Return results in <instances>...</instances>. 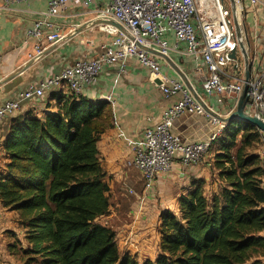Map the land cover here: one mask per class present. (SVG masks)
<instances>
[{
    "label": "trees",
    "instance_id": "1",
    "mask_svg": "<svg viewBox=\"0 0 264 264\" xmlns=\"http://www.w3.org/2000/svg\"><path fill=\"white\" fill-rule=\"evenodd\" d=\"M44 99L42 116L28 110L9 119L2 142L0 203L18 214L26 247L16 240L8 248L15 254L20 244L23 264H264L262 169L246 153L260 134L254 125H227L209 151L219 190L208 197L204 181L192 179L178 212L159 215L158 255L140 263L99 221L111 207L98 150L113 124L110 105L61 90Z\"/></svg>",
    "mask_w": 264,
    "mask_h": 264
},
{
    "label": "built area",
    "instance_id": "2",
    "mask_svg": "<svg viewBox=\"0 0 264 264\" xmlns=\"http://www.w3.org/2000/svg\"><path fill=\"white\" fill-rule=\"evenodd\" d=\"M9 1V0H6ZM251 4L264 1L250 0ZM241 7V0H236ZM112 19L120 24L118 28L100 24L99 31L110 36L99 44L100 52L91 58L77 61L58 74L43 79L38 85L27 87L14 98L0 103V125L4 120L15 116L24 102L44 99L51 92L64 85L74 94L92 85L105 67L135 59L148 69L151 81H159L158 87L165 99L179 96V99L164 109L159 120L144 129L143 138L133 146L131 165L141 172L143 190L137 193L127 188V193L137 198L143 206L149 193L154 189L157 176L169 171L177 156L183 165H199L209 153L212 144L221 138L227 129L205 111L181 80L169 77L158 62V56L146 49L168 55L169 51L184 43L183 53L191 56L198 74L206 69L207 83L199 98L211 109L206 98L220 96L238 99L244 87V59L239 48L230 0H48L47 8L35 18L26 29L23 44L29 47L28 61L34 60L44 51L61 43L79 25L72 20ZM65 20V21H64ZM66 22L68 25L65 31ZM84 22V23H86ZM83 24V23H82ZM171 31L176 45L170 46L165 35ZM235 51V58L230 54ZM251 65H262L250 74L247 82L246 110L258 113L264 122V61L249 56ZM252 70V69H251ZM236 105V104H235ZM235 106L233 107V109ZM233 109L230 110L233 111ZM229 112V113H230ZM184 113L206 116L215 126L214 132L205 141L183 143L172 133L174 121ZM228 113V114H229ZM227 114V115H228ZM261 134L259 152L262 169L260 186L264 192V131Z\"/></svg>",
    "mask_w": 264,
    "mask_h": 264
},
{
    "label": "crops",
    "instance_id": "3",
    "mask_svg": "<svg viewBox=\"0 0 264 264\" xmlns=\"http://www.w3.org/2000/svg\"><path fill=\"white\" fill-rule=\"evenodd\" d=\"M47 1L0 0V80L23 68L28 62L27 53L30 48L25 47L23 44L25 31L32 25L39 12L47 8ZM238 18L242 23L243 30L248 35L250 43L248 52L251 53V57L259 61L263 59L264 61V6L261 3L251 4L250 0H241L240 16L238 15ZM87 19H76L69 23L82 24ZM68 25L66 22V32ZM96 29L99 30L96 26L89 28L73 38L57 44L55 49L47 55L35 61L15 78L0 85V103L14 98L17 93L27 87L38 85L43 79L58 74L64 68L72 66L81 59L96 56L100 52L99 43L95 42L96 37L93 36ZM104 35L108 40L111 38L106 34ZM165 39L170 46L175 47L176 42L171 31L166 33ZM184 48L185 44L179 43L178 48L169 51L167 56L173 67L161 57H157L158 62L162 71L169 77L182 81L175 70L177 69L185 75L196 93L202 95L207 83V77L205 76L207 71L204 65H200L204 74H198L194 59L183 53ZM121 64L117 63L105 67L98 79L82 90V95L93 102L106 100L110 105L113 124L100 137L98 150L102 167L111 177L110 186L113 184L119 186L123 190L122 194L127 195V188H133L137 191L136 189L142 188L143 184L141 172L131 165L134 144L142 140L144 129L156 123L162 111L175 103L179 96L165 99L158 84L150 80L148 69L142 67L135 59L129 58L124 62V72L121 71ZM261 66L252 65L251 71L256 72ZM59 90L63 93L69 91L65 85ZM206 101L214 111L221 115H227L236 104V99L225 100V98L216 95L206 98ZM46 103V99L24 102L19 113L32 110L38 116H42ZM50 103L52 106L50 109L54 110L55 100H51ZM8 124L9 119H6L0 125V170L5 168L7 162L2 150V142ZM214 130L215 126L212 125L208 117L189 113H184L177 118L171 129L172 133L179 136L183 143L205 141ZM214 156L215 152H209L207 158L199 165L191 167L183 165L177 156L169 171L158 174L155 183L158 198L154 204L150 203L151 205L148 207L152 208L155 221L152 227L147 229L148 231H143L139 237L141 238L142 235L144 237L145 235L149 236V232L151 234L155 233L154 254L150 255V250L146 251V249L138 252L137 237H131V234L134 233L133 225L130 227L127 225L129 228H124L125 224L123 225V222L119 223L116 220L118 212L114 214L113 212L121 206L122 202L117 201L114 210H111L110 207L111 213L101 217L99 221L114 230L119 250L129 252L131 255L136 256L139 261L141 259L143 261L146 259L154 260L157 256L159 244L157 227L160 213L166 210L175 214L178 212L179 196L192 189V179H202L204 181L206 195L219 190L220 183L213 166ZM131 206H127L128 210ZM117 211H120V209ZM9 213L14 214V212L3 208L0 203L2 217L7 216ZM114 216L115 219L112 221ZM138 256H141V258Z\"/></svg>",
    "mask_w": 264,
    "mask_h": 264
},
{
    "label": "rangeland",
    "instance_id": "4",
    "mask_svg": "<svg viewBox=\"0 0 264 264\" xmlns=\"http://www.w3.org/2000/svg\"><path fill=\"white\" fill-rule=\"evenodd\" d=\"M93 34H94L93 36L96 37L95 39L96 43L100 44L102 41L107 40V37L103 33L99 32V30L97 29L93 32ZM226 99L227 98H225V100ZM260 148H261V134H259L257 140L252 143L251 148L246 149L247 150L246 153H253L259 157ZM208 155L209 153L206 156ZM206 156L204 157V159L207 158ZM116 187L117 186H114V184L110 186L111 210L115 209V204L117 203V201H120L123 203V205L121 203L120 204L121 206L117 208V210L120 209V211L116 210L113 212V214L115 212H118L116 220L119 223L123 222V225L125 224L124 228H129L131 225H133L134 233L131 234L132 235L131 237H137L136 244L138 246V252L142 249H146V251L150 250L149 251L150 255L154 254L155 253L154 241L156 240L155 233L151 234L149 232V236L145 235L144 237V235H142L141 238L139 237L143 233V231H146L147 229L151 228L155 221L152 208L151 207L148 208V207L151 204H154L155 200L158 198L156 186H154V189L150 191L149 196L146 199L142 207H140L138 200L135 196L129 195V194L127 195L122 194L123 190L120 189L119 186L117 187V190H116ZM136 190H137L136 191L137 193H141V191L143 190V184H142V188L139 187ZM210 195L211 194L208 193V197H210ZM127 206H131L130 210H128ZM125 210H128V211H125ZM110 213L111 211L109 212V214ZM114 219H115V216L112 221H114ZM10 224H12V226H10ZM127 225H129V227ZM23 232L24 230L22 226L20 225L18 214L9 213L7 216H3V217L0 214V264H23L22 253L20 251V244L22 245L23 248L26 247V243L24 242V238H23L24 237ZM16 240H19L20 244L17 243L16 250H15L16 252L15 254H13V253H10L8 246L15 243ZM117 245H118V242H117ZM158 253H159V244L157 248V255ZM134 257L137 259L136 256ZM139 258H141V256ZM262 260L264 261V257L262 258ZM141 261L143 260L141 259ZM141 261L139 262L141 263Z\"/></svg>",
    "mask_w": 264,
    "mask_h": 264
},
{
    "label": "water",
    "instance_id": "5",
    "mask_svg": "<svg viewBox=\"0 0 264 264\" xmlns=\"http://www.w3.org/2000/svg\"><path fill=\"white\" fill-rule=\"evenodd\" d=\"M231 2V8H232V13H233V18H234V22H235V28H236V35H237V39H238V43H239V48L240 51L243 55V59H244V87L242 92L240 93L237 101H236V105L235 108L233 109V111H231L228 115H221L219 113H217L214 110H211L197 95L196 91L194 90V88L192 87V85L190 84V82L188 81V79L185 77V75H183L182 73H180L177 69L176 72L179 74V76L181 77L183 83L185 84V86L190 90V92L193 94L194 98L204 107L205 111L208 112V114H210L212 117L217 118L220 122L222 123H226V124H231L233 121L239 120V121H243V122H247L250 123L252 125H254L258 130L260 131H264V122L262 121L260 115L258 113H254L251 114L250 112H248L246 110V106H247V97H246V92H247V82L250 78V74H251V69H252V65L249 61V52H248V47L250 45L249 43V38L247 33L245 32V30H243L242 28V23L240 22L239 18H238V14H237V3L236 0H230ZM100 24H105V25H111L114 26L116 28H118L120 31L124 32L123 27L116 23L115 21H113L112 19H94L91 21H88L86 23H83L81 25H79L69 36H67L62 42L69 40L71 38H73L74 36H76L77 34L89 29V28H93L95 26H98ZM56 45H53L52 47H50L49 49H47L46 51H44V53H42L40 56H38L37 58H35L34 60L28 61L25 66L17 71H15L14 73L10 74L8 77L2 79L0 81V85L8 82L9 80L15 78L17 75H19L23 70H25L26 68H28L29 66H31L35 61L41 59L43 56L47 55L50 51H52L53 49H55ZM146 51H148L149 53H152L158 57H161L163 59H165L167 61V63L169 65H171L173 67V64L170 62L168 56L166 55H162L161 53H159L158 51L152 50V49H146ZM230 56L232 58H235V51H233ZM157 84H159V81H155Z\"/></svg>",
    "mask_w": 264,
    "mask_h": 264
},
{
    "label": "bare ground",
    "instance_id": "6",
    "mask_svg": "<svg viewBox=\"0 0 264 264\" xmlns=\"http://www.w3.org/2000/svg\"><path fill=\"white\" fill-rule=\"evenodd\" d=\"M237 10H238V15L240 16V6L239 5L237 6Z\"/></svg>",
    "mask_w": 264,
    "mask_h": 264
}]
</instances>
